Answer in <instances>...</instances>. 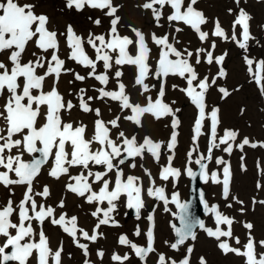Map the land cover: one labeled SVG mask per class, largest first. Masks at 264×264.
<instances>
[{"label": "snow or ice", "instance_id": "snow-or-ice-1", "mask_svg": "<svg viewBox=\"0 0 264 264\" xmlns=\"http://www.w3.org/2000/svg\"><path fill=\"white\" fill-rule=\"evenodd\" d=\"M198 3L199 0H144L138 7L150 13L162 34L146 35L140 28L129 26L133 34L129 36L122 34L120 27L122 17L118 13L123 5L114 0H63L64 10L79 14L98 10L108 18L106 32L97 34L90 30L85 36L78 34L72 24L65 25L63 31L50 28L49 15L36 11L35 0H0V187L8 193L0 204V264H62L63 241L53 249L44 231L45 223L58 226L72 239L82 252L83 264H93L89 259V243H82L81 238L95 243L104 238L102 226L119 227L116 214L121 208L125 209L124 215L127 210H134L135 218L141 220L149 198L162 202L165 213L179 218V227L175 223L170 225L174 239L164 241L177 255L170 256L156 247L157 204L143 216L147 222L144 244H137L127 234L118 236V245L128 247L130 253L113 252L110 260L116 264H131L132 254L141 264H147L151 254H157L155 264H193L195 245L191 242L197 240V228L216 241L223 255L231 253L240 257L243 264H264V239H256L252 222L237 221L221 211L218 204L209 205L201 191L199 198L203 207L214 218V226H206L203 219L190 211V201H182L179 191H172L169 198L163 184L178 181L184 174L192 180L199 176L204 183L210 181L221 186L225 206L231 209L234 202L240 205L237 211L243 215L247 212L244 201L231 194L230 163L223 157H216L215 163L223 167L211 171L204 161H212L213 150L220 149L221 145L224 146L222 151L228 154H232L234 145L241 151L245 146L264 147V141L253 142L248 137L237 143L239 132L236 130L224 129L223 135H218L220 109L212 107L209 110L207 104L213 86L222 99L239 90L236 87L230 91L218 83L226 80L229 73L225 68L228 52L214 54L217 40L234 42L243 50L242 61L249 82L255 83L264 96V58L248 54L250 41L259 45L251 32L253 17L240 6L242 0H233L237 7L227 9L233 16L230 28L226 30L216 17L211 30L205 31L209 18L197 7ZM87 19L94 26H102L100 17L88 16ZM185 28L206 46L192 49L182 44L179 35L185 33ZM61 37L67 49L65 58L61 57ZM68 61L82 67L84 74L76 72ZM201 65L208 66L205 74L198 70ZM212 66L216 67L214 74ZM126 67L132 69L131 84L123 79ZM66 74L72 76L69 84L74 89L67 95H73L75 103L59 88ZM173 78L181 80L184 86L172 84L170 87L184 95L196 109L192 145L186 153L183 171L173 165L181 125L177 115L181 109L168 97V82ZM89 79L100 85L88 86L96 95H88V88H76V82ZM133 91L143 98V103L133 100ZM93 102L105 105L107 119L104 111ZM73 111L91 115V128L83 120L73 119ZM146 116L156 121L170 120L171 133L167 141L154 140L150 135L138 138L135 129L144 128ZM206 120L210 122V139L205 154L199 151V140L205 135ZM125 124L134 126L133 130L126 132ZM163 153L167 155L161 164ZM146 158L159 165L155 177L144 166ZM193 163L199 165V172L190 166ZM241 167L247 170L246 166ZM137 168L142 169L143 176L126 171ZM42 173L56 181L66 178L64 194L71 193L79 198L81 204L77 206L81 210L85 204L92 208L89 214L95 222L90 231L78 226L77 215L69 216L65 211L63 196L55 206L46 203L52 196L47 184L35 190ZM157 179L162 183L157 184ZM17 186L24 188L18 202L12 198ZM256 187L264 186L258 181ZM251 202L264 205V200L257 201L255 197ZM170 204L180 211L173 212ZM237 223L245 230L243 241L234 234ZM133 235H142L139 225ZM96 256L103 260L105 252L98 249ZM196 259L197 264H208L204 256Z\"/></svg>", "mask_w": 264, "mask_h": 264}, {"label": "rangeland", "instance_id": "rangeland-1", "mask_svg": "<svg viewBox=\"0 0 264 264\" xmlns=\"http://www.w3.org/2000/svg\"><path fill=\"white\" fill-rule=\"evenodd\" d=\"M35 2L38 5V7L36 8V11L38 13L44 12L49 15L50 28L63 31L62 27L64 25L72 24L66 21L65 23L60 25V20L64 19L65 17L64 14L66 11L63 9V0H35ZM115 2L123 5L122 9L119 11L118 14L119 15L123 14L122 16L124 21H136L138 25L133 27H138L141 30H143V27L145 25L144 23L149 22L146 26L148 29L144 30L147 34L154 31L162 34V30L158 29L155 26L150 13L147 11L145 12L148 14V19L144 23L140 24L141 18L143 16L142 11L144 10L139 8L138 5L142 3L143 0H136V1L115 0ZM253 2H255L257 6H255V3ZM253 2L249 7V13L253 17L252 23L254 24L253 28L251 29V32L256 38H258L260 49L255 50L254 45L251 46L252 41H250L248 54L252 57H256L259 59V58H264V29H262V26H264V2H261V0L260 1L253 0ZM224 3L227 4V2ZM198 5L200 6L198 8L200 10H203L204 14L208 18L209 16H211L212 18L218 17L212 8H210L209 6H205L204 1H200ZM229 6L231 7V3L229 4ZM93 11L94 10H87L85 19H83V26H80L85 36H87V33L90 30L99 34L106 31L109 27V20L102 22V26L99 27L91 24V22L87 20V17L92 16L93 18H95ZM128 13L131 14L129 15ZM223 14L225 16H221L218 18L222 21H225L227 17H229V14L226 12ZM135 16H137V18H135ZM161 22L163 23V20ZM123 23L129 27L128 23L125 22ZM209 27L210 28L213 27L210 20H209V24L206 27H204V30L209 31ZM121 29L122 31H128L131 33L130 28L123 27ZM237 31H239V28L237 29ZM60 39H61V57L65 58L64 53L67 51L66 45L64 42V38L61 37ZM179 39L182 44L187 45L190 48L195 42L199 43V41L195 38L194 33L187 28H185L184 34L179 35ZM233 43L234 42L226 41L223 49H222V45L218 44V47L215 50V55H220L225 51L228 52V56L226 58L227 61L226 60L225 61L227 62V66L229 68V90L232 91L234 88L239 87L238 91H232V94L229 96L228 105H229V114L231 116L230 124L232 125L234 124L235 130L239 132L237 143H239L244 137H248L253 142L264 141V96H261L258 87L255 83L249 82L246 66L244 64L243 66H241L243 63L242 59H238V58L234 59L236 57H242L243 50L239 49L237 46H233ZM199 46H203V45L200 44ZM194 48L195 47H193L192 49ZM88 50L90 53H92V50L90 48ZM67 63L76 72H80L81 74H84L85 70L82 67L77 66L74 62L71 61H68ZM253 67L255 68V65ZM125 71L129 74V77H132L131 68L126 67ZM70 80H72V76L70 74L63 75L59 83V88L61 92H64L66 94V98L73 99V102L75 103L76 98L73 95H67L69 91H74L72 85L69 84ZM49 83H51V81H49ZM89 85H95L97 87L99 86L96 83V81L93 79H89L85 82H76L77 89L80 87L88 88ZM109 86L111 87V85ZM249 88L254 92L251 94L250 93L247 94ZM96 94L97 93L94 90L88 88V95H96ZM132 96L134 100L141 103L144 102L143 98L139 97L135 91L132 92ZM242 109L243 111H241ZM86 116L87 114H83L79 111H76V113L74 114L75 119L83 120V122L87 120L89 125L92 126L91 125L92 118ZM235 150L236 147L234 145V150L232 154H227V158L225 159L231 165V171H232V182L230 185L231 194L237 196L239 199L244 201V207L247 208V212L241 215L237 211L240 205L235 204L234 202H233V207L229 211L228 208L225 206L224 199L221 201L222 207H220V210L223 209L221 211H223L225 214L234 216L237 221L252 222L254 225L253 234L256 237V239L257 240L264 239V205H261L259 203L253 205L251 202L253 197H255L257 201L264 200V187L260 189H257L256 187L258 181L262 186H264V147L252 148L250 146H245L243 151L237 154L235 153ZM242 156H243V160H241ZM242 165L246 166L247 169L246 171L242 170L241 167ZM155 168H157V165H155ZM212 186H216L220 189L219 185L209 184L208 187L210 190H212L211 189ZM229 199L231 200V197ZM234 204L236 205V207L234 206ZM143 216L145 215L142 212V219L137 220L135 217L134 218L127 217L126 215H124L123 212L122 218L121 219L119 218L120 226L115 228L119 230L127 229L129 238L134 240L137 244L142 245L145 243L146 240L145 236L143 235V232L146 231V227H147V222L143 219ZM210 222H211V214L208 217L206 226H214L210 224ZM137 225L140 226L142 231V235L140 237H135L133 235V232ZM158 226L159 227L155 229L156 247L160 248L162 243H164V241H167L170 238V234L167 232V229L164 230L163 223ZM234 226H236V228H234V234L239 235L241 240L243 241L245 236V230L242 228V226L239 223L234 224ZM44 227L51 233V235H53V237H57L55 233V229L50 230L48 226H44ZM60 240L63 241V246L65 250L67 240L63 237H61ZM160 240L162 242L161 244H160ZM109 251H110L109 255H107L105 260L102 261V264H105L107 263V261L110 260L113 251H118L121 254H124L126 252L130 253V249L128 247H123L120 245H114L113 248ZM134 257H135L134 254H132L131 264L133 262H136ZM154 257L155 254H151V257L150 259H148L147 263ZM97 259L100 260L99 258ZM125 264H127V262H125ZM220 264H243V261L242 260L234 261L231 258L227 257L222 259Z\"/></svg>", "mask_w": 264, "mask_h": 264}, {"label": "water", "instance_id": "water-1", "mask_svg": "<svg viewBox=\"0 0 264 264\" xmlns=\"http://www.w3.org/2000/svg\"><path fill=\"white\" fill-rule=\"evenodd\" d=\"M192 207L190 209V211L198 218L203 219L202 215L203 213L206 212L205 208L203 207V205H201L200 203H198V201H196L195 199H193L192 203H191ZM180 226V225H179Z\"/></svg>", "mask_w": 264, "mask_h": 264}, {"label": "bare ground", "instance_id": "bare-ground-1", "mask_svg": "<svg viewBox=\"0 0 264 264\" xmlns=\"http://www.w3.org/2000/svg\"><path fill=\"white\" fill-rule=\"evenodd\" d=\"M75 112V111H74ZM87 116H90V115H87ZM42 174H45V173H42ZM50 179V177H48L47 179H45V180H49ZM54 191H55V193H54V196H57V194L60 192L57 188H54ZM69 195H71V196H73V198H74V200H76V199H78L74 194H71V193H68ZM68 194H65V196L64 197H66V195H68ZM238 259H242V258H240V257H237Z\"/></svg>", "mask_w": 264, "mask_h": 264}]
</instances>
